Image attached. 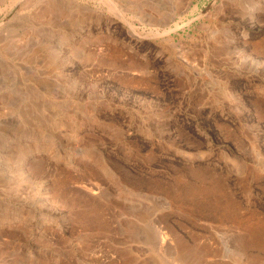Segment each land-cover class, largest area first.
Here are the masks:
<instances>
[{"label": "rangeland", "instance_id": "374dc122", "mask_svg": "<svg viewBox=\"0 0 264 264\" xmlns=\"http://www.w3.org/2000/svg\"><path fill=\"white\" fill-rule=\"evenodd\" d=\"M0 264H264V0H0Z\"/></svg>", "mask_w": 264, "mask_h": 264}, {"label": "bare ground", "instance_id": "6f19581e", "mask_svg": "<svg viewBox=\"0 0 264 264\" xmlns=\"http://www.w3.org/2000/svg\"><path fill=\"white\" fill-rule=\"evenodd\" d=\"M158 235H160V234H158ZM163 237H165V235L163 234ZM161 238L163 241H165V238ZM168 237V236H167ZM168 240V239H167ZM186 261V260H185ZM181 262V261H180Z\"/></svg>", "mask_w": 264, "mask_h": 264}]
</instances>
